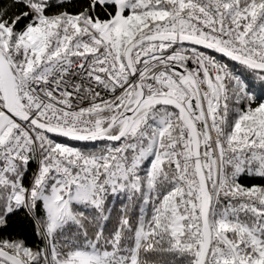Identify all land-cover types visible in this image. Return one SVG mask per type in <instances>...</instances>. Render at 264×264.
Segmentation results:
<instances>
[{"label":"snow or ice","instance_id":"snow-or-ice-1","mask_svg":"<svg viewBox=\"0 0 264 264\" xmlns=\"http://www.w3.org/2000/svg\"><path fill=\"white\" fill-rule=\"evenodd\" d=\"M0 264H264V0H0Z\"/></svg>","mask_w":264,"mask_h":264}]
</instances>
